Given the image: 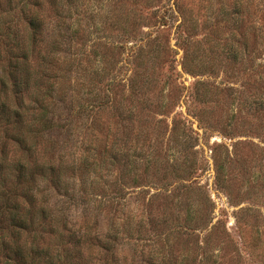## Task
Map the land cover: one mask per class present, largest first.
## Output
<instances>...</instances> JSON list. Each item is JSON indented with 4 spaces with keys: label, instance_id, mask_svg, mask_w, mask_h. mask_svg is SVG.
Wrapping results in <instances>:
<instances>
[{
    "label": "rangeland",
    "instance_id": "374dc122",
    "mask_svg": "<svg viewBox=\"0 0 264 264\" xmlns=\"http://www.w3.org/2000/svg\"><path fill=\"white\" fill-rule=\"evenodd\" d=\"M0 36V105L49 113L26 149L0 117V160L35 173L51 224L20 238L34 264H264V0H0Z\"/></svg>",
    "mask_w": 264,
    "mask_h": 264
},
{
    "label": "trees",
    "instance_id": "16d2710c",
    "mask_svg": "<svg viewBox=\"0 0 264 264\" xmlns=\"http://www.w3.org/2000/svg\"><path fill=\"white\" fill-rule=\"evenodd\" d=\"M27 29L29 31L28 36L24 42L20 43V40L15 39L17 46L22 57L17 60L16 64L11 63L10 66L5 67L3 70L4 79L5 76L10 78L12 83L11 94L15 99H20L25 95H28L30 89H32V81L34 80V67L30 57L35 54L41 43L43 42V24L40 17L37 14L26 15ZM12 28L7 27L3 38H10L12 35ZM2 38V36H0ZM3 84L6 85L5 80ZM37 89H40V84L35 83ZM23 100L17 103L18 108H11L7 103L0 105V117L3 124H6V136L21 149H26L28 135H34L38 137L40 135V127L46 126L48 123L47 117L49 115L48 109L41 106L39 102L38 106L29 114L23 111ZM83 106H79L78 112L82 113ZM74 110H72V122H73ZM27 167L24 163H5L0 160V264L4 261L8 264H34L35 260L41 259L42 256L49 257V254L43 255V252L37 249L35 245H28L21 242L23 234L32 235L40 232V228L46 229L51 224H42L39 221L37 215H43L46 210L40 209L35 203V197L32 196V192L24 191V187L28 183L33 181L32 173L28 178ZM24 189V190H23ZM32 188L30 187V190ZM76 232V233H75ZM74 233L72 232L69 239L72 243L81 248L85 234H82V228H79ZM12 239H11V238ZM91 243L99 242V238L90 240ZM102 242L97 245L101 246ZM33 245V246H32Z\"/></svg>",
    "mask_w": 264,
    "mask_h": 264
}]
</instances>
